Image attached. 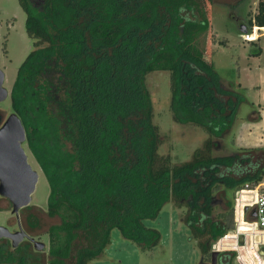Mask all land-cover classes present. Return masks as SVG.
Masks as SVG:
<instances>
[{"label": "trees", "instance_id": "1", "mask_svg": "<svg viewBox=\"0 0 264 264\" xmlns=\"http://www.w3.org/2000/svg\"><path fill=\"white\" fill-rule=\"evenodd\" d=\"M18 2L35 40L17 67L10 106L48 182L46 212L60 221L47 230L45 259L28 239L12 246L0 237V264H64L80 233L89 243L71 264H88L114 227L151 248L161 234L144 219L168 200L185 207L181 219L201 262L212 260V242L234 226L235 190L263 177L264 146L214 152L245 96L192 43L209 25L199 0ZM253 24L264 26V0L248 18ZM158 69L169 71L173 119L208 133L180 162L158 151L162 135L145 82ZM214 264H236L233 252H219Z\"/></svg>", "mask_w": 264, "mask_h": 264}, {"label": "rangeland", "instance_id": "2", "mask_svg": "<svg viewBox=\"0 0 264 264\" xmlns=\"http://www.w3.org/2000/svg\"><path fill=\"white\" fill-rule=\"evenodd\" d=\"M199 2L209 25L205 29L194 31L192 43L198 50L210 52L214 67L223 83L245 96L239 103L230 130L217 138L214 152L225 153L240 147L253 146L250 145L253 142L247 137L249 133L245 132V123L255 119L259 113L257 109L262 107L259 86L264 84V28L257 29L256 38L251 40L243 38V31L255 25L249 27L247 21L257 10L258 0ZM24 19L25 12L18 0H0V64L5 72L3 84L8 91L11 89L18 65L34 47L35 39L25 31ZM241 24H244L245 30L240 29ZM256 47L260 48L258 54L253 53ZM145 82L151 93L153 121L162 135L158 151L169 153L173 162L188 159L193 149L207 136V131L197 124L181 123L173 119L169 106L168 70L149 71ZM0 107L5 114L11 110L9 94L0 101ZM24 147L30 162L39 171V178L30 203L19 209V219L34 238L44 241L45 246L39 250L45 259L48 255L47 230L60 219L57 215L47 214L48 182L26 143ZM262 179L264 180V174ZM0 207V224L11 230L17 228V219L11 212L7 198L0 196ZM218 209L219 207H216L215 211ZM184 210V206H177L172 200H168L156 217L144 219L146 225L157 227L161 234L159 242L148 249H141L114 227L111 230L110 242L88 264H213L209 259L201 262L196 238L191 236L188 226L181 219ZM88 243L85 235L80 233L72 244L70 254L64 259V264H71L75 260L76 250Z\"/></svg>", "mask_w": 264, "mask_h": 264}, {"label": "water", "instance_id": "3", "mask_svg": "<svg viewBox=\"0 0 264 264\" xmlns=\"http://www.w3.org/2000/svg\"><path fill=\"white\" fill-rule=\"evenodd\" d=\"M240 29L245 30L244 24L240 25ZM4 78L5 72L0 64V101L10 94L3 84ZM25 141V128L19 115L15 111L9 112L0 123V196L9 200L18 227L11 230L0 224V237L9 238L12 246L29 237L34 248L39 250L45 246L44 241L30 236L19 219V209L30 203L39 178V171L30 162L24 147ZM218 254V250H211L213 264L217 261Z\"/></svg>", "mask_w": 264, "mask_h": 264}, {"label": "built area", "instance_id": "4", "mask_svg": "<svg viewBox=\"0 0 264 264\" xmlns=\"http://www.w3.org/2000/svg\"><path fill=\"white\" fill-rule=\"evenodd\" d=\"M261 28L264 26L253 25L251 29L243 31V38H256V30ZM261 106L264 108V86ZM233 213L234 226L212 242L211 250L233 252L236 264H264L263 179L254 185L246 183L235 190Z\"/></svg>", "mask_w": 264, "mask_h": 264}, {"label": "crops", "instance_id": "5", "mask_svg": "<svg viewBox=\"0 0 264 264\" xmlns=\"http://www.w3.org/2000/svg\"><path fill=\"white\" fill-rule=\"evenodd\" d=\"M263 79V78H262ZM264 83V80L262 81ZM264 86V84H263ZM263 86L260 84V89L262 93ZM257 117L255 119L248 120L245 124V132L247 131L249 141H252L253 146L264 145V108L261 107Z\"/></svg>", "mask_w": 264, "mask_h": 264}, {"label": "flooded vegetation", "instance_id": "6", "mask_svg": "<svg viewBox=\"0 0 264 264\" xmlns=\"http://www.w3.org/2000/svg\"><path fill=\"white\" fill-rule=\"evenodd\" d=\"M12 110H10L9 112H11ZM9 112H7L6 114H5V111H3L2 110V107H0V123L6 118V116H7V114L9 113ZM21 226L24 228V226L21 224ZM16 227H18V226H16ZM14 229H16V228H14ZM13 229V230H14ZM25 229V228H24ZM25 231L30 235V236H32L26 229H25ZM24 239H28V240H30L29 239V237H26V238H24ZM10 240V239H9ZM31 241V240H30ZM32 242V241H31Z\"/></svg>", "mask_w": 264, "mask_h": 264}]
</instances>
